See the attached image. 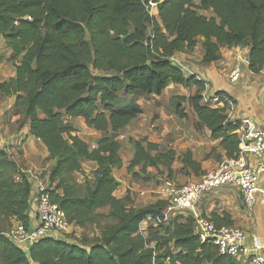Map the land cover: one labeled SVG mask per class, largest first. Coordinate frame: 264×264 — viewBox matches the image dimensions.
Wrapping results in <instances>:
<instances>
[{
  "label": "trees",
  "instance_id": "16d2710c",
  "mask_svg": "<svg viewBox=\"0 0 264 264\" xmlns=\"http://www.w3.org/2000/svg\"><path fill=\"white\" fill-rule=\"evenodd\" d=\"M150 2L158 3L153 16L146 9ZM0 39L8 51L6 58L0 53V63L6 59L13 66V75L0 82V96L13 97L12 112L22 116L18 127L27 124L29 135L44 146L45 159L53 160L47 172L50 202L69 226L84 228L105 219L99 235L77 241L45 236L28 247L0 231V264H247L220 254L210 241L201 242L190 214L148 224L141 234L140 224L148 216H162L167 201L136 207L129 191L117 198L112 170L123 167L116 137L142 113L138 100L159 96L169 84L191 90L173 97L176 115L186 117L181 106L186 103L197 117L196 130L206 128L224 156L236 158L238 123L223 124L225 109L204 102L200 94L204 79L168 57L191 51L200 41V63L209 64L222 46L246 47L248 70L264 73V0H0ZM214 95L229 99L220 90ZM77 117L97 131L93 148L70 122ZM129 142L133 153L125 170L135 180L146 178L149 168L165 169L168 177L160 183L173 180L176 160L198 178L205 172L190 150L177 155L146 135ZM210 156L220 158L214 149L204 159ZM82 160L95 168L79 183L73 173H83ZM34 184L0 147V214L25 228L34 223Z\"/></svg>",
  "mask_w": 264,
  "mask_h": 264
},
{
  "label": "crops",
  "instance_id": "0c3cea01",
  "mask_svg": "<svg viewBox=\"0 0 264 264\" xmlns=\"http://www.w3.org/2000/svg\"><path fill=\"white\" fill-rule=\"evenodd\" d=\"M0 53L8 55V51L4 47L3 41L0 39ZM177 57L181 60H188L192 65L194 71L200 74L205 81V88L200 91L202 96H212L216 91L225 92L229 97L231 104L220 103L218 106L225 109L226 117L230 121H234L239 124L241 118L248 117L252 120L254 128L264 132V73L254 74L247 68L248 62V48L246 47H220L219 57L217 60L209 64H201L203 52L200 41L191 51H182L176 53ZM5 62V63H3ZM0 63L1 66L8 64L6 61ZM240 66V75L235 82L228 80L230 70L234 66ZM13 75V66L5 78H0V82L7 80ZM191 90L188 87H184L176 84H169L167 88L159 95L151 96L152 102H149L147 108L144 104L138 100L141 106L142 113L139 114L134 120H132L127 126H125L120 132L119 137L125 132H129L132 126H135L139 122V126H136V130L144 131L151 142L159 143L161 138L152 136L146 131V125L144 124L146 119L157 117L156 121H160L163 125L167 110L171 107L175 110L173 104L174 96H188ZM13 97L0 96V147L12 153L19 150L20 153L16 154L19 158L18 161H23L24 165H27L26 173H29L31 182H36L37 177L33 174L40 169L39 159L43 160L47 156V152L40 141L28 133V126L24 124L23 127L17 126L16 119L18 114L12 112ZM146 111L145 114V110ZM186 112V111H185ZM176 114V113H175ZM188 114V112H186ZM193 114V125L191 126H176V123L184 118L176 116L171 117V123L173 126L170 130H162L161 135L163 139H173V144L176 146V139L181 137L182 143L175 149L178 155L183 150H190L194 158L200 161L203 171H209L218 166V164L226 158L224 152L219 148L218 141L213 140L209 131L206 128L196 130L195 123L197 122L196 115ZM142 118V119H141ZM173 118H176L175 120ZM155 121V122H156ZM72 125L77 129V135L84 140L90 148L95 146L99 135L94 129L87 127L84 120L81 117L70 119ZM175 122V123H174ZM180 123V122H179ZM238 128V127H237ZM143 136V135H142ZM155 137V138H154ZM158 138V139H157ZM124 141V140H123ZM125 142L129 145V153L127 157H123L121 151L120 156L123 161V167L125 168L132 157L133 146L126 138ZM121 143V142H119ZM160 144V143H159ZM174 146V147H175ZM121 149V148H120ZM173 149V148H172ZM214 149V154L220 156L218 160L214 156H210L204 159V155ZM200 153L202 155H200ZM126 158V159H125ZM245 158L250 163H255L256 158L252 154H245ZM47 168H45L44 180L47 181V172L49 167L53 164V160H47ZM89 162L93 164V168L88 172L84 168L85 163ZM177 162V160L175 161ZM83 173H73V178L81 183L84 176L90 178L91 172L95 168V163L92 161H81ZM122 169V168H121ZM120 170V169H119ZM113 176L118 181L119 185L114 191V195L117 198H121L130 192L132 204L136 207L143 206L148 203L154 202L157 199H162L159 192L156 199H152L148 192L139 190L136 192L135 185L132 181V173H127L126 178L119 179L115 174V169L112 170ZM198 177L191 174L188 180H196ZM134 180V179H133ZM47 183V182H46ZM32 208L31 214L35 211ZM190 214L192 216L202 215L212 221L219 227L221 226H237L244 230L246 234L245 244L250 247H256L264 242V171L258 176L257 190L255 192V204L251 209L246 208L242 203V197L239 189L233 185H224L217 189L206 192L194 205L193 209H186L181 212H175L172 216ZM243 264V263H242Z\"/></svg>",
  "mask_w": 264,
  "mask_h": 264
},
{
  "label": "built area",
  "instance_id": "2783aa9c",
  "mask_svg": "<svg viewBox=\"0 0 264 264\" xmlns=\"http://www.w3.org/2000/svg\"><path fill=\"white\" fill-rule=\"evenodd\" d=\"M157 4L150 2L146 6L150 16L155 15ZM168 59L183 71L191 73V70L176 56H170ZM239 75L240 66H234L230 70L228 80L235 82ZM203 101L213 107H219L221 102L231 104L228 98H220L216 95L203 96ZM228 122L231 121L226 117L223 124ZM239 124L235 130L240 144L236 158H224L216 168L202 173L197 180L186 184L178 185L174 180L163 179L158 190L162 199L167 201L166 209L162 216H148L139 226L138 231L141 234H145L144 229L148 224L154 226L162 224L175 212L193 209L206 192L224 185H233L239 189L242 203L246 208L251 209L254 206L258 176L264 171V132L255 129L252 120L245 116L241 118ZM246 153L256 158L255 163L246 160ZM31 192L35 198L36 221L26 228L18 222L14 224L12 231L6 234L12 241L24 247L32 245L45 236H62L69 227L62 211L56 204L50 202L47 183L37 180L32 185ZM194 217V232L201 242L210 241L220 254L242 259L247 264H264V242L256 247H250L245 244L246 234L242 228L233 225L219 227L205 216L194 214Z\"/></svg>",
  "mask_w": 264,
  "mask_h": 264
},
{
  "label": "rangeland",
  "instance_id": "374dc122",
  "mask_svg": "<svg viewBox=\"0 0 264 264\" xmlns=\"http://www.w3.org/2000/svg\"><path fill=\"white\" fill-rule=\"evenodd\" d=\"M196 2H198V1H196ZM198 13L201 15H205V16H211L212 15L210 10H203V11L200 10ZM1 54H3V53H1ZM3 56H4V58H6L7 55H3ZM4 61H6V59ZM182 61L191 70V72L194 75H198L200 78L203 79V77H201L200 74H198L194 71L195 69L192 68L193 66L189 64L191 62H189L188 60H182ZM3 63H5V62H3ZM10 69H11V65L5 64L4 66H1L0 78H5L4 75L9 73ZM149 97H151V96L142 95L140 98V102L142 104H144L145 108H147L149 102H152V100H151L152 97L151 98H149ZM181 106L184 107L185 111L188 112V114H186V117L184 118V120L179 121L180 123L177 122L176 126H178V127H180V126H185V127L191 126L192 127V125H193L192 110L189 108V106L186 103H183ZM144 110H145V114H146V111L148 109H144ZM172 115L176 116L175 110L173 107H171L167 110V115H165V120H167V122H165L163 125L161 124L160 121H156L158 119L157 117H152V118L146 119L144 122V124L146 125V131H148L147 132L148 134H151L152 136L161 138L159 140V143L163 149H167V148L179 149L178 148L179 144H183L181 137L176 139V141L178 143L175 146L173 144V142H174L173 139H170L169 137H167V139H163L164 137L161 135V132L159 133V131H162V130H167V131L170 130L171 131L170 128L173 125L170 124L171 120H172L170 116H172ZM173 119L175 120L176 118H173ZM21 120H22V116H19L16 119L15 123H17V126H19ZM136 126H139V122L135 126H132L130 128L129 132L123 133L122 134V135H124L123 138H120L119 135L116 137L117 140L119 142H121L120 143V145H121L120 151H121V154L123 155V157H127L128 153H129V145H128V143L125 142V139L126 138L129 139V138H133V137H140V136H142V135L144 136L146 134L142 130L137 131ZM6 151L8 152V149ZM19 153H20L19 150H16L15 153H12L9 149L8 155H9V158L14 160L15 163L17 164V166L26 173V169H27L28 164L24 165L23 163H25V162L18 161L19 158L17 157L16 154H19ZM200 155H202V154L200 153ZM37 162H40V169H38V171H36V173L33 175H35L37 177V180L46 184L47 181L45 182L44 175H45V168H47L48 162L46 159H43V160L39 159ZM84 163H85L84 168L86 170H88V172H89L93 168V164L89 163V162H84ZM171 168H172V176L171 177L173 178V180L175 181L176 184L182 185V184H186V183L191 182V181H195L193 179L188 180L190 178L191 174L184 171L181 168V164L178 161L177 162L174 161ZM135 170H137V169H135ZM148 172L149 173H148L146 178H141V179H137V180H135V179L133 180V178H131V179L135 185L136 192H138L139 190H142L144 192H148L152 199H156L157 196H159L158 195V192H159L158 189H159V185H160V180L163 177H168L167 172L165 171V169H164V171L160 172V171H155L152 168H149ZM27 174L29 176V173H27ZM115 174L119 179H123V178H126L127 172H126L125 168L122 167V169L120 168V170L115 169ZM104 210L105 209H102L99 212L104 214L105 213ZM104 222H105V219L100 218L97 223H95L93 225L86 226L84 228L69 226L66 229V231L62 234V237L77 241V240H80L81 238H83L85 236L99 235L100 226ZM16 223H18V222L15 221L13 218L5 217V216L0 214V231H3L5 234L10 233L13 229L14 224H16Z\"/></svg>",
  "mask_w": 264,
  "mask_h": 264
}]
</instances>
